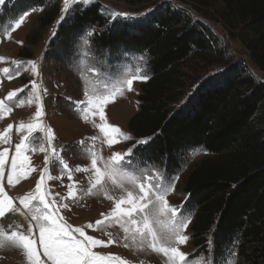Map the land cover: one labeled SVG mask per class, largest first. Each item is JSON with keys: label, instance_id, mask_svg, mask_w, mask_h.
<instances>
[{"label": "trees", "instance_id": "trees-1", "mask_svg": "<svg viewBox=\"0 0 264 264\" xmlns=\"http://www.w3.org/2000/svg\"><path fill=\"white\" fill-rule=\"evenodd\" d=\"M192 1L199 9L221 2V20L226 25L243 23V41L264 71V0ZM47 2L7 0L4 12L14 14ZM57 15L51 6L43 22L49 25ZM76 44L93 59L123 51L147 55L150 76L128 127L136 138L151 140L140 145L137 153L146 159L145 166L173 177L182 169L185 153L207 151L210 157L193 169L185 185L189 194L185 210L193 218L196 252H208L211 238L218 264L233 260L264 264V84L232 67L224 85L204 89L188 111L172 114L170 104L182 87V67L194 53H216L220 38L206 23L169 4L161 5L143 24L110 21L98 3L78 5L59 25L45 61L54 58L66 63Z\"/></svg>", "mask_w": 264, "mask_h": 264}, {"label": "rangeland", "instance_id": "rangeland-1", "mask_svg": "<svg viewBox=\"0 0 264 264\" xmlns=\"http://www.w3.org/2000/svg\"><path fill=\"white\" fill-rule=\"evenodd\" d=\"M6 1L0 4V26L15 24L21 13L28 12L29 14L18 27L7 28V34L0 32V57H4L3 60H0V100H4L10 91L24 89L23 92L18 93L13 101L5 100L4 109L0 112V132H3L8 124H13V129L10 131V141L8 143L0 142V151L9 148L8 156L14 154V145L20 143L21 139L27 135L24 130L17 131L20 122L39 124L37 130L31 134V138L39 140V143L35 145L36 150L24 153L28 156V160L23 161L24 170L31 167L34 171L28 174L26 178H22L19 183L6 189L10 195L21 197L34 189L37 180H39L40 170L45 167V156L49 155L51 158L47 143V129L49 127L55 135L53 144L58 152L60 145L69 146L61 155L73 169L78 165L91 166L90 157L80 158L78 142L81 140H84L85 146H87L93 143L88 138L96 137L95 151L104 158L109 157L114 151H124L130 147L131 142H125L121 138L119 144L109 148L105 137L96 127L103 121L98 116L92 117L91 115L87 120L83 119L82 113L77 111L75 102L86 99V89L91 90L93 87L102 86L105 82L109 87H112L117 86L120 80L131 77L138 72L150 75L147 55L133 51H123L119 55H108L105 59L103 57L93 59L89 57L90 52L84 46L76 44L73 56L67 58L66 63H61L54 58L45 61V53L50 48V43L57 35L59 25L62 22L58 23L64 8V0H48L44 6H34L25 10L18 9L14 14L4 12ZM93 3L100 4L103 13L110 18V21L122 20L139 24L146 23L161 5L168 6L169 4L174 8H181L195 21L201 20L206 23L220 38V47L216 53L208 52L205 55L194 53L186 65L182 67V87L177 100L170 104L172 114L188 111L195 105L198 95L204 89L224 85L232 67L251 74L258 83L264 84V71L255 64L251 50L243 41L245 38L243 23L234 22L226 25L221 20L220 14L223 10L221 2L213 7H200V9L198 8L199 5L192 0H152L151 2H144V0H95ZM78 5L85 4H73L72 0H69L67 14L73 13ZM51 6L58 10V15L52 23L45 25L43 22L45 14ZM112 13H128V15L112 18ZM248 37L251 38L252 36L249 35ZM29 60L37 62L40 76L32 73L30 65L21 66L20 74L15 75L13 73L12 79H9L8 74L3 72L4 68L13 67V61L26 62ZM94 67L101 68L99 75L90 71ZM33 79L37 83L35 90L30 83ZM145 82L135 80L131 91L125 89L123 95H118L114 101L105 107L107 122L130 134L133 140L143 139L134 136L128 127V123L131 117L139 111L138 96ZM26 85L27 87H25ZM45 89L46 91H44ZM37 94L41 97L40 100L36 99ZM21 101L23 102L21 103ZM8 107L12 108L11 112L7 111ZM38 108L43 112V117L39 122L34 119V114ZM41 146L46 151L41 152L39 150ZM208 157L210 154L200 148L188 151L184 155L182 169L173 176L178 177V180L175 181V188L169 193L167 200L171 206L183 204L185 215L191 216L185 210L189 197L185 190L187 178L193 169ZM20 162L18 161V163ZM140 167H146L152 171L158 169L163 172L159 168L148 167L144 164ZM48 175L49 173H46L45 184L54 192H58L61 198L66 197L67 186L70 183L67 174L61 176L58 168L54 166L50 173L53 178L48 179ZM90 175V173L73 172V180L78 182L82 189V198L77 201L65 200L68 208H62L60 211L65 222L73 227H82L88 223L95 224L96 220L101 219V213L107 214L114 207L113 200L107 199L102 192H96L93 195L86 194ZM109 195L119 198L121 191L119 188H110ZM20 217L24 219L22 215ZM192 222L193 218L191 217L184 233L189 236V239L185 244L179 245L180 250L192 254L196 258H202V264H207L209 251L197 253V248L193 244ZM26 223L25 220L24 224ZM84 230L87 235L97 239L107 241L111 236L117 241V243L107 247L99 246L93 249L102 255L109 253L119 255L128 264H168L167 258L162 253L153 252L146 246L140 250L138 243H133L131 240L127 241L129 246L125 247L124 234L119 226L105 227L100 230L85 227ZM37 249L41 251L39 244H37ZM0 264H28V262L22 250L4 247L0 248Z\"/></svg>", "mask_w": 264, "mask_h": 264}, {"label": "snow or ice", "instance_id": "snow-or-ice-1", "mask_svg": "<svg viewBox=\"0 0 264 264\" xmlns=\"http://www.w3.org/2000/svg\"><path fill=\"white\" fill-rule=\"evenodd\" d=\"M4 2L5 0H0V4ZM93 2L95 0H72L73 4L83 3L85 6ZM68 10L69 0H64V8L58 23L66 18ZM28 14V12L21 13L15 24L0 26V32L7 34V28L18 27ZM127 15L128 13H112L111 17ZM94 32L93 29L87 35L91 37ZM3 59L4 57H0V60ZM12 64V68L3 69L9 79L13 78V73L19 75L20 68L24 65H30L34 75H41L36 61H13ZM90 71L99 75L101 68L94 67ZM148 79L149 76L146 73L138 72L120 80L117 86L109 87L105 82L102 86L93 87L91 90L86 89V99L75 102L77 111L82 113L83 119L87 120L91 115L98 116L103 121L96 127L105 137L109 148L119 144L121 138L125 142H131L130 147L124 151H114L109 157L104 158L95 151L96 137L88 138L93 143L87 146L84 140H81L78 142L80 158L90 157L91 166L78 165L73 169L61 155L69 146L60 145L58 152L53 144L55 135L49 127L47 143L51 158L49 155L45 156V167L40 170L39 180L34 189L21 197H15L6 189L19 183L22 178H26L34 171L31 167L24 170L23 161L28 160V156L24 153L35 151V145L39 143L38 139L31 138V134L37 130L39 124L19 123L17 131L24 130L27 135L21 139L20 143L14 145V154L10 157L8 156L9 148L0 151V248L22 250L28 264H128L119 255L111 253L102 255L93 250L99 246L107 247L117 243L110 234V238L104 241L87 235L84 230L85 227L100 230L105 227L119 226L124 234L125 247L129 246L127 241L131 240L133 243H138L140 250L146 246L153 252L162 253L167 258L168 264H202V258L187 254L179 247L189 239V236L184 233L191 216L185 215L183 204L171 206L167 200V196L175 188L178 177L167 176L158 169L152 171L146 167L141 168L142 164H146V159L137 153V149L140 145H147L151 137L133 140L130 134L123 132L118 126L109 124L105 117V107L118 95H123L125 89L131 91L135 80L147 81ZM30 83L34 90L37 89L35 79ZM23 90L8 92L7 97L0 100V112L4 109L5 100L13 101ZM36 99H41L39 94ZM7 111L11 112L12 108L8 107ZM42 117L43 112L38 108L34 119L39 122ZM12 129L13 124L10 123L3 132H0V142L10 141ZM39 150L46 151L43 146ZM18 161L21 162L18 163ZM54 166L58 168L61 176L66 173L70 181L66 197L61 198L58 192H54L45 184L46 173H49L48 179L53 178L50 173ZM73 172L91 174L88 178L87 195L102 192L107 199L114 202V207L107 214L101 213V219L96 220L95 224L88 223L82 227H73L67 224L60 214L62 208H68L65 200L77 201L82 198V189L79 183L73 180ZM110 188L120 189L119 198L109 195ZM17 214L22 215L27 223L21 224L15 220H12L11 224L3 223ZM37 244L41 251H38ZM212 245L213 241L210 239L207 264H218L213 259ZM230 255L234 254L230 253ZM227 264H235V261H228Z\"/></svg>", "mask_w": 264, "mask_h": 264}, {"label": "bare ground", "instance_id": "bare-ground-1", "mask_svg": "<svg viewBox=\"0 0 264 264\" xmlns=\"http://www.w3.org/2000/svg\"><path fill=\"white\" fill-rule=\"evenodd\" d=\"M0 53H1V51H0ZM12 220L18 221L21 224H24L25 223V219L21 218L19 214H17L15 217H13L11 219L5 220L4 223L5 224H11L12 223Z\"/></svg>", "mask_w": 264, "mask_h": 264}]
</instances>
